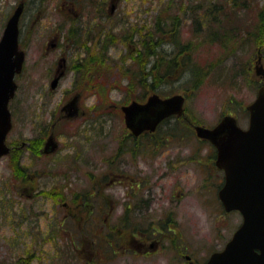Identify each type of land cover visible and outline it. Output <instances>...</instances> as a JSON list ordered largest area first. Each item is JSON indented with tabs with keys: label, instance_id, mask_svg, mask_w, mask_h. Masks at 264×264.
<instances>
[{
	"label": "rangeland",
	"instance_id": "obj_1",
	"mask_svg": "<svg viewBox=\"0 0 264 264\" xmlns=\"http://www.w3.org/2000/svg\"><path fill=\"white\" fill-rule=\"evenodd\" d=\"M93 1L98 3L102 0H89L88 3L84 0H28L21 16L20 40L24 39L25 61L22 72L15 78L18 87L9 103L12 128L7 140L28 143L27 140L40 133V128L44 126L53 128L58 148L49 155L38 153L34 157L28 146L22 149L24 154L19 163L32 184L24 185L22 181L12 179L9 158L3 156L0 159V263H14L21 256L33 254L31 264H88L90 261L95 264H184L181 257L136 258L132 256V251L121 253L124 241H128L130 235L119 222V202L123 200L126 188L120 182L105 191L106 204L99 216L103 218V223L108 220V224L98 221L100 236L82 227V223L77 225L75 220H71L62 200H56L55 192L63 186L65 192L70 194L72 191V195L83 191L89 182V177L84 174L90 169L94 175L107 173L115 177L114 174L124 172L131 178L140 177L142 198L148 195L150 189L155 190L158 196L156 208L147 214L156 216V221L166 217L173 229L181 232L178 239L180 249L187 251L193 260L204 261L212 251L223 247L240 224L241 215L236 211L223 212L216 197L217 187L222 182V171L212 165L215 160L213 146L199 140L193 126H213L226 113L237 115L239 124L244 128L247 126L245 106L256 95L259 83L254 74V64L258 50H261L264 64V44L255 45L248 39L242 40L235 55L226 57L218 42L203 39L206 34L209 35L211 25L205 29L201 11V21L197 19L193 22L192 10L189 12L187 8L195 3H227V0H117V8L110 17L114 30L118 32L133 24H152L156 12L165 2L173 3L172 10L183 6L186 10L179 14V36L183 40L188 39L191 26H198L201 31L200 37L196 36L199 43L194 44L192 61L202 68L209 62V65L217 62L200 86L185 94L186 109L181 118L172 117L158 127L157 136H167L168 142L162 140V146L155 149L154 141L143 135L136 138L141 142L133 151L135 139L127 133L123 116L121 119L119 114L120 102L127 94L122 88L126 79L119 72L124 47L117 44L109 48L110 70L104 73L108 77L97 81L101 84L99 90L90 89L88 83L82 86L83 81L81 84L78 82L76 78L79 74L75 75L72 67L55 88L49 87L56 58L65 51L71 60L77 51L70 44L65 47L62 41L60 46L47 51V42L56 34L61 36L72 24L67 14L72 16V13H77L79 24L96 22L91 19L95 11ZM106 1L101 5H105ZM257 1L251 0V8L235 7V15L229 8L227 20L220 19L222 25L216 26L223 30L227 22L237 29L251 26ZM262 1L259 0V4ZM17 2L0 0V35L7 16ZM163 46L167 51L171 49L167 43ZM128 62L130 59L125 64ZM241 64L242 69L232 76L233 68ZM182 81L164 84L156 91L161 96L183 93L179 89ZM82 88L80 108L83 114L73 119L60 116V107L75 89ZM132 93L135 97L138 95L136 87ZM103 97L119 103L118 107H106ZM41 190L53 191L51 195H43L38 193ZM72 195L65 196L64 201L72 200ZM76 212L79 215L85 213L84 210ZM80 236L83 237L82 245ZM90 239L95 242L91 244ZM174 240L176 242V237ZM91 250L93 255L89 258ZM174 252L178 254V251H173L168 256Z\"/></svg>",
	"mask_w": 264,
	"mask_h": 264
},
{
	"label": "trees",
	"instance_id": "obj_2",
	"mask_svg": "<svg viewBox=\"0 0 264 264\" xmlns=\"http://www.w3.org/2000/svg\"><path fill=\"white\" fill-rule=\"evenodd\" d=\"M84 1L87 3L89 2V0ZM103 1L105 0L98 3L92 2L95 11L93 15H91V19L95 17L96 20V16H98V19L101 20L100 12H102V8L104 7V5H101ZM250 2L251 0H227V3L217 1H213L212 3V1H209L207 4L195 3L187 9H189V12L192 10L194 15L193 22L197 19L198 21L200 20L199 12H202L205 29H208L209 25H211L208 29L209 35L206 34L203 39H209L211 42H218L224 51L223 56L230 57L235 55L236 51L240 48L239 44L242 40L248 39L247 41H253L255 45L264 44V0L261 4H259V0L257 1L255 18L251 26L245 29H237L236 26L229 22L224 25L225 30L216 26V24L219 26L222 25L223 18L227 20L228 12L231 9H233L232 13L235 15V7L243 9L251 8V4L253 3ZM95 4L98 5L95 6ZM172 5V2H165L162 8L160 7L156 12L152 24H140L139 26L133 24L128 28H123L120 32L114 30V22H111V20L105 27L102 25L97 26L87 21L82 27L85 31L82 29L80 30L74 24V17L67 14L72 24L67 28L66 32L63 33V36L66 37L68 41L70 40L69 44L72 46L71 48L77 51L78 56L81 53L78 52L77 48L80 49V47H83V52L86 55L84 61L87 62V65L84 66V69L80 73L81 82L79 79L78 82L81 84L83 81L82 86L88 83L90 89L96 90L98 88L99 90L101 84L97 83V81L104 80L108 77L104 73L105 70H110L108 50L111 46L120 44L124 47V53L120 56L119 61L121 62V70H119V72L121 76L126 79V85L122 88L127 93L120 104H125L128 100L132 99L144 100L147 94L157 92L156 90L159 89L160 86L172 84L180 80L183 81L179 89L184 91V94H189L190 91L200 86L209 71L216 66L217 62L212 65H209V62L207 66L203 65L204 68H202L199 63H194L192 61V55L194 54L193 50L195 48L194 44L199 43V40H196L199 39L198 37H200L201 31L198 26H196V28H192L191 26V35L188 39L183 40L178 34L179 22H181V16L179 14H182L183 11L185 13L186 9L183 6H179L177 10H172ZM201 5L202 8L200 7ZM108 17L111 19L109 15ZM220 19L222 20L220 21ZM192 36L198 37L193 38ZM164 43H167L168 46L171 45L169 51L163 46ZM128 59H130V62L126 65L125 63ZM235 64L238 63L235 61ZM235 64H233V67H235ZM242 66L243 64L238 68H233L232 76H235L236 73L242 69ZM253 83L255 84V81ZM118 86H120L119 83ZM135 87L138 92L136 97L132 93V89L134 91ZM138 97L140 99H138ZM103 101L106 107H112L114 109H116L119 104L110 102L106 100L105 97H103ZM119 114H121L120 118L122 119V112H120V110ZM167 121L168 120L162 123ZM49 128L50 127L45 128L42 126L40 128V133L27 140L29 143L28 148L32 150L31 156L34 157L40 153L39 148ZM50 130V132H52L53 128H50ZM21 154L22 150L19 153L11 151L8 154V158L9 165L12 169V179H18L25 185L31 181L25 170H23L21 163H19ZM52 191L53 190H41L38 193L51 195ZM67 195L68 193L65 192L64 186L62 189H58L55 192L56 200H64ZM67 214L69 213L67 212ZM76 215L75 217L69 214L71 220H75L77 225H81L82 223V227L88 228V225H85L88 221L86 213L81 212L80 215L78 213ZM105 223L108 224V220L104 221V224ZM61 224H63V221H61ZM80 241L82 245V236H80ZM107 243L111 245L109 241H107ZM32 256L33 254L21 256L14 261V263L3 264H31Z\"/></svg>",
	"mask_w": 264,
	"mask_h": 264
},
{
	"label": "water",
	"instance_id": "obj_3",
	"mask_svg": "<svg viewBox=\"0 0 264 264\" xmlns=\"http://www.w3.org/2000/svg\"><path fill=\"white\" fill-rule=\"evenodd\" d=\"M23 4L19 3L9 16L0 37V158L10 147L6 136L12 126L8 107L14 97L25 52L19 47V19ZM259 53V50H258ZM255 74L261 76L255 98L247 104L249 122L241 128L236 117L224 115L212 128L196 125L199 137L210 140L216 147V165L224 171V182L218 191L225 210H238L242 222L223 250L214 252L204 264H264V65L258 55ZM57 74L51 81L55 87ZM75 97L64 108L67 116L77 115ZM184 96L176 93L162 98L150 94L145 102L131 101L121 107L126 126L135 135L154 130L165 117L183 112ZM58 144L50 134L43 152L51 153ZM1 264V263H0Z\"/></svg>",
	"mask_w": 264,
	"mask_h": 264
},
{
	"label": "flooded vegetation",
	"instance_id": "obj_4",
	"mask_svg": "<svg viewBox=\"0 0 264 264\" xmlns=\"http://www.w3.org/2000/svg\"><path fill=\"white\" fill-rule=\"evenodd\" d=\"M18 3L23 4V12H24L27 7L28 0H18L16 4ZM105 5H107V7H103L102 12H100L101 20L98 19V16H96V20L95 18H93V20L96 21L93 23L94 25H97V26L102 25L105 27L109 24V21L111 19H109L108 15L109 16L113 15L114 11L117 8V0H108L105 2ZM103 12H106V13H103ZM72 17H74L75 19L74 24L77 26L78 29L81 30L83 27L82 25H85V23L83 24L78 23L79 15L77 13H73ZM7 20H8V16L5 22ZM20 21H21V18H20ZM61 41L65 42L64 46L67 47V45H69L70 40L68 41L66 37L63 36V34L61 36L60 34H56L53 37V39L47 42L46 50L51 51L52 49L56 48L57 45L60 46ZM20 43L24 44V39L20 40ZM70 47L72 46L70 45ZM77 50L81 54L78 56V54L76 53L74 55V59H71L72 61L69 60V55L65 51L62 54L60 53V55L56 58V61H55L56 65H55L54 72L52 74L53 77L51 79H53L57 74H59V78H58V82H59L62 76L66 74L67 70H69V68L72 67L71 71L74 72L75 75L76 73L77 75L79 74V77L76 79L80 80L81 78L80 73L84 69V66L87 65V62L84 61V58L86 55L83 52L84 50L83 47H80V49L77 48ZM70 61H71V64H70ZM49 87L50 89H52L50 84H49ZM83 90L84 88L74 90L71 97L60 107V116H62L65 119H73L83 114L82 113L83 111H81V108H80V100L83 96ZM74 97L76 99L75 106L77 105L79 108L78 114L67 116L69 111L66 110L64 106L67 102H69ZM127 133H129V136L135 139L134 140L135 146H134L133 151H136V147H139L138 143L141 142V140H137L136 138L143 136V135L149 136L154 141L155 149L159 148V146H162L161 145L162 140L164 142L165 140L166 142H168V137L167 136H163V137L157 136V131L152 132V133L144 132L138 136H134L128 130H127ZM50 134H53V133L49 132L48 136ZM54 137L56 136L54 135ZM45 140L46 138L44 139L41 147L39 148V151L40 153H43L44 155H49L43 152ZM10 143L12 144H9L10 146L9 153L11 151L12 152L15 151V153H19L25 146H28L27 142H22L21 144H18V142H10ZM23 154L24 153L22 151L20 159H22ZM212 165H214L213 167L219 170L215 166L214 161ZM215 168L214 170H216ZM84 175L89 177L88 186L85 187L83 191H79V193L77 194L74 193L72 195V192L70 191V194L68 193V196L72 195V200L70 201L62 200V202H63V205L65 206L64 208L67 210L69 214H72V216H75V214L77 213L76 211H81V210L85 211L86 217L88 220L87 229L90 232H92L94 235L100 236L99 230L97 228L98 221L99 223L104 224L103 218H101L99 215L104 210V203L106 204L105 199H104V196L106 194L105 191L112 184H115L116 182H120L124 184L126 188L124 191L123 200L119 202V209H120L119 222H120V225L124 226V228L128 231L127 234L130 235L129 236L130 239L128 241H124V244L122 247L123 250L121 253L126 254L128 251H132V256L136 258H151V257H157V256H162L165 258L174 257V256L176 258L181 257L183 259L184 264H188L190 261H192L194 264L202 263L208 258L207 257L204 261H201V262L193 260L192 256L189 253H187V251H185L183 248L180 249V246H179L180 244L178 242V239L180 238L179 236L181 235V232H179L180 230L178 229L179 230L178 231V230L173 229L172 223L168 222L166 217H163L162 219L156 221V216L150 217V215L147 214L149 210L153 211V208H156V203H158V196L155 193V190L153 191L152 189H150L148 190L149 191L148 195L143 196L145 198H142L140 177L131 178L124 172H121L119 174H114L115 177L108 176L107 173H104V174L97 173L96 175H94L92 174L91 169L89 170V172H86ZM128 179L132 180L133 182H128L127 181ZM220 186L221 184L217 187L216 197H217V191ZM167 200L168 202H170V199L167 198ZM223 212L228 213L224 210ZM104 218H106V216ZM174 237H176L177 243L175 242ZM90 242L91 244H93L95 241L90 239ZM113 251L117 253L115 249H113ZM173 251H178V254L174 252L172 256H168V254H170ZM92 255H93V251L91 250L89 253V258ZM88 264H95V263H93V261L92 262L90 261L88 262Z\"/></svg>",
	"mask_w": 264,
	"mask_h": 264
}]
</instances>
